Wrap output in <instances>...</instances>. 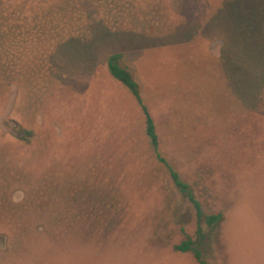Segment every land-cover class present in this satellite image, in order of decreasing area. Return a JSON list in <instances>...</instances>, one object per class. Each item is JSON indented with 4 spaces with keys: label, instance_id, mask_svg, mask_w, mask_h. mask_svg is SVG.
Segmentation results:
<instances>
[{
    "label": "rangeland",
    "instance_id": "obj_1",
    "mask_svg": "<svg viewBox=\"0 0 264 264\" xmlns=\"http://www.w3.org/2000/svg\"><path fill=\"white\" fill-rule=\"evenodd\" d=\"M260 13L264 0H0V264H197L173 249L186 236L207 264H264ZM99 24L118 30L91 35ZM113 53L161 156L221 214L200 241L107 73Z\"/></svg>",
    "mask_w": 264,
    "mask_h": 264
},
{
    "label": "trees",
    "instance_id": "obj_2",
    "mask_svg": "<svg viewBox=\"0 0 264 264\" xmlns=\"http://www.w3.org/2000/svg\"><path fill=\"white\" fill-rule=\"evenodd\" d=\"M248 14L251 15L250 13ZM260 14L263 15V13H260ZM112 16L116 17V20L112 19L111 22H116L119 18L118 13H114V15ZM104 17L107 18V16H104ZM215 18L216 17H213V19ZM242 18L243 16L236 18V24H241ZM99 26L97 28H94L95 31L91 32V35L99 34V35H106L108 37L110 35L109 32L118 30V29H115V30L112 29L110 27L111 25L106 27L105 25L99 24ZM78 36L79 34L77 32H70L67 35L60 36V44H62V47H64L67 44H70L74 42L75 40H77L78 38L76 37ZM105 66H106V70L109 76L127 90L130 96L133 98L135 104L138 106L142 114V118H143L144 135L147 139L152 155L154 159L159 164H161L162 167H164L173 188L178 192L179 195H181L187 201V203L193 209L194 217L196 221L195 232H194L195 238L196 240L200 241L203 235L200 231L199 222L203 221L206 226L213 228L217 226L218 223L220 222L221 214L211 213V212L203 213L201 211L198 201L195 199L189 186L179 178L178 174L171 168V166L167 163V161L161 156L159 149H158V138L155 132L153 121L146 107L143 105L141 101L139 91H138V86L136 82L133 80L129 71L126 70L124 67L120 66L118 55L115 53L108 55L105 59ZM257 67L262 68L264 70V64L260 63V65ZM173 249L178 252H191L197 264H207V262L202 258L200 251L195 247V244L193 243V241H191V239L187 236L184 237V239L179 244L174 246Z\"/></svg>",
    "mask_w": 264,
    "mask_h": 264
}]
</instances>
